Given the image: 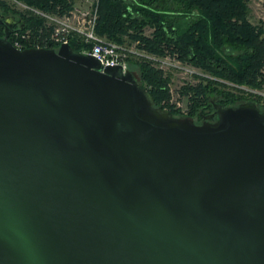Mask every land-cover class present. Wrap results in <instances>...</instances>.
<instances>
[{"label":"water","instance_id":"95a60500","mask_svg":"<svg viewBox=\"0 0 264 264\" xmlns=\"http://www.w3.org/2000/svg\"><path fill=\"white\" fill-rule=\"evenodd\" d=\"M13 31L0 37V264H264L254 101L173 116L129 70L69 43L18 49Z\"/></svg>","mask_w":264,"mask_h":264},{"label":"trees","instance_id":"16d2710c","mask_svg":"<svg viewBox=\"0 0 264 264\" xmlns=\"http://www.w3.org/2000/svg\"><path fill=\"white\" fill-rule=\"evenodd\" d=\"M31 7L58 16L67 15L73 0H19ZM248 0H98L96 32L110 41H127L149 55L172 57L201 69L215 78L252 89L264 87V34L249 20ZM5 6V2H0ZM6 9L9 6L6 5ZM20 25L31 29V39L45 42L50 27L36 16L17 14ZM19 26V25H18ZM146 28L151 29L145 34ZM72 49L86 45L72 39ZM144 86L156 106L173 116L202 118L209 116L214 105L236 106L247 101L206 78L180 89L187 100L186 114L172 102L169 78L152 60L134 61ZM134 75V72L128 68ZM258 106V105H257ZM259 107V106H258ZM261 111L263 109L259 107Z\"/></svg>","mask_w":264,"mask_h":264},{"label":"built area","instance_id":"2783aa9c","mask_svg":"<svg viewBox=\"0 0 264 264\" xmlns=\"http://www.w3.org/2000/svg\"><path fill=\"white\" fill-rule=\"evenodd\" d=\"M20 4L27 16H36L42 18L44 26L50 27V34L46 37L45 42L41 43L31 39V29L23 27L15 29L9 36V41L18 49L29 47L34 48H48L57 47L60 44L69 43L72 39H77L86 46L81 52L92 55L103 67L119 65L123 72L129 68V58L135 56L142 58L146 56V52L140 51L136 46L121 45L110 41L107 38L100 36L96 32L97 20V4L98 0H87L94 4L91 12L72 7L70 12L64 16L41 11L37 8L31 7L19 0H12ZM26 30H25V29ZM148 57H151L148 55Z\"/></svg>","mask_w":264,"mask_h":264},{"label":"rangeland","instance_id":"374dc122","mask_svg":"<svg viewBox=\"0 0 264 264\" xmlns=\"http://www.w3.org/2000/svg\"><path fill=\"white\" fill-rule=\"evenodd\" d=\"M0 2H5V6H3L1 3L0 5L4 8H6V5L9 6V9H7L9 12L13 13L12 10H15L17 14H24L23 7L13 2L12 0H0ZM248 8H249V20L252 24L256 26H260L263 30L264 34V0H248L247 2ZM94 4L90 3V1L87 0H75L73 2L74 8H80V10L91 12L93 10ZM42 23L46 22L42 18ZM25 29V28H24ZM27 29V27H26ZM25 29V30H26ZM145 34H150L151 29L146 28L144 30ZM79 41V40H78ZM126 46H134V43H131L129 41L126 42V44H121ZM136 47V46H134ZM149 54H146V56L142 58H146L149 60H152L153 64L165 72V74L169 78L168 87H170V92L172 95V102L175 104L176 107L180 108L181 114H186L187 110V100L180 94V89L187 86L188 84H193L198 81H203L206 83V78L214 80L217 84V87L221 89H227L230 90L236 94H239L243 96L244 98H252L258 100V106L263 109L264 112V87L260 89H252L247 86L243 85H237L232 82H228L226 80H222L219 78H215L214 76H211L210 74H206L204 71H202L199 68H196L188 63L181 62L175 58L172 57H156L153 55H149L151 57H148ZM138 59L135 56H132L129 58V68L134 72V76L136 79L140 82V75L138 72V69L134 65V61H137ZM195 122L199 120L196 116H192L189 118Z\"/></svg>","mask_w":264,"mask_h":264},{"label":"flooded vegetation","instance_id":"af4514ba","mask_svg":"<svg viewBox=\"0 0 264 264\" xmlns=\"http://www.w3.org/2000/svg\"><path fill=\"white\" fill-rule=\"evenodd\" d=\"M18 25H20V19L17 17V15L9 12L6 8L0 5V37L4 35L6 29L9 30L12 27V29L15 30L17 29ZM205 120L208 121V119H205V116H203L197 120V122H202Z\"/></svg>","mask_w":264,"mask_h":264}]
</instances>
